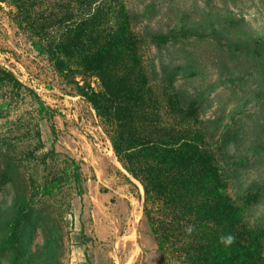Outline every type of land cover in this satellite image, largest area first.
<instances>
[{
    "label": "trees",
    "instance_id": "trees-1",
    "mask_svg": "<svg viewBox=\"0 0 264 264\" xmlns=\"http://www.w3.org/2000/svg\"><path fill=\"white\" fill-rule=\"evenodd\" d=\"M0 3L10 7V20L33 48L91 105L116 158L142 185L143 212L161 264H264V224L251 225L244 214L264 198V182L248 188L240 204L234 201L201 127L205 98L181 93L175 85L180 74L197 75L196 67L189 61L163 63L160 79L152 80L144 60L148 45L162 49L194 37L210 44V53L227 65L246 64L240 80L247 81L241 73L254 72L264 93V34L256 35L248 19L231 12L207 10L189 28L140 34L133 25L140 14L126 0ZM22 94L32 99L39 118L43 112L51 117L35 90L0 65V192L12 190L10 204L0 205V258L7 264H58L61 234L47 204L64 179L82 193L80 166L70 159L59 170L53 145L44 150L39 118L25 123L23 113L10 115ZM257 102L264 106V96ZM24 126L30 128L23 135L34 145L26 155L42 165L36 175L26 174L8 141ZM38 231L43 243L35 245ZM228 235L233 243H221Z\"/></svg>",
    "mask_w": 264,
    "mask_h": 264
},
{
    "label": "rangeland",
    "instance_id": "rangeland-1",
    "mask_svg": "<svg viewBox=\"0 0 264 264\" xmlns=\"http://www.w3.org/2000/svg\"><path fill=\"white\" fill-rule=\"evenodd\" d=\"M126 2L134 13L140 14L133 24L140 34H145L146 29L165 32L182 24L189 28L190 22L195 24L207 10L221 16L229 12L244 16L256 35L264 34V0ZM9 10V6L0 3V65L33 88L52 113L49 117L43 112L39 118L32 99L22 94L10 115L23 113L25 123L39 118L44 150L53 145L58 169L70 159L80 166L82 193H78L74 183L64 179L61 192L47 204L61 234L58 264H161L143 212L142 185L116 158L91 105L33 48L10 20ZM189 38L186 43L162 49L148 45L144 48V60L152 80L160 79L163 63L189 61L196 67L197 75L180 74L175 85L181 93H201L205 98L200 109L201 127L216 152L229 194L240 204L248 188L264 182V106L257 102L264 96L260 92L261 77L254 72L241 73L247 76V81L240 80V67L243 69L246 64L227 65L210 53V44H199V39ZM90 80L96 87V80ZM3 119L0 117V122ZM29 128L24 126L20 133H10L8 141L15 148V156L22 159L26 174L36 175L42 165H35V160L26 155L34 146L29 143V136L23 135ZM11 199V188L0 192L1 206L10 204ZM244 214L249 224H264V198ZM33 242L43 243L40 231ZM167 257L166 254L165 261ZM0 264L7 261L0 258Z\"/></svg>",
    "mask_w": 264,
    "mask_h": 264
},
{
    "label": "clouds",
    "instance_id": "clouds-1",
    "mask_svg": "<svg viewBox=\"0 0 264 264\" xmlns=\"http://www.w3.org/2000/svg\"><path fill=\"white\" fill-rule=\"evenodd\" d=\"M189 231H191V229H189ZM220 241H221V243H224L225 245H230L231 243H233L234 237L231 235L221 236Z\"/></svg>",
    "mask_w": 264,
    "mask_h": 264
}]
</instances>
